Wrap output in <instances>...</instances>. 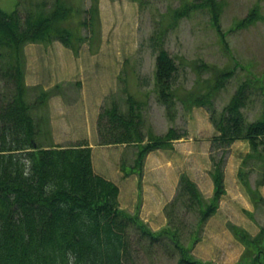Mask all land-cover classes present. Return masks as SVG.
Returning <instances> with one entry per match:
<instances>
[{
  "label": "trees",
  "instance_id": "obj_1",
  "mask_svg": "<svg viewBox=\"0 0 264 264\" xmlns=\"http://www.w3.org/2000/svg\"><path fill=\"white\" fill-rule=\"evenodd\" d=\"M201 1L178 12L188 13L195 7L218 12L215 0ZM68 5L67 0H54L45 11L43 5L42 8L37 4L33 7L35 11L30 10L24 16L18 2L11 13L0 9V79L10 85L0 90V264H136L141 255L154 257L161 251L175 255L176 264H212L195 258L191 246L199 240L204 224L215 213L225 192L226 148L236 139L247 140L250 148L242 158L238 179L255 206L264 204L259 192L264 183V98L256 120L248 121L241 111L247 86L254 94L264 93L256 83L259 79H245L218 114L211 96L233 71L219 73L211 67L213 87L209 85L201 97L195 92L177 95L173 89L176 63L167 50L158 47L154 64L158 101L167 110L175 101L185 110L189 106L204 107L218 132L214 141L223 150L210 156L212 196L204 198L196 184L181 174L175 197L164 207L166 225L152 230L139 217L140 195L134 212L120 208L118 186L94 173L90 147L45 145L44 136L50 131L42 127L44 117L36 110L47 102L53 90L41 89L32 103L27 99L30 88L24 82L23 47L27 43L48 44L53 40L71 46L72 31L64 25L72 10ZM259 9L255 5L242 24L256 20ZM126 100V112L118 110L114 102L100 112L97 132L100 144L125 143L137 147L134 163L124 174L136 173L141 191L146 154L172 148L171 141L184 134H177L174 128L161 136L144 134L141 103L129 94ZM258 168L262 174L253 187L249 175ZM179 203L187 212L196 214L192 224L181 221L176 211ZM187 226L191 228L184 244L182 228ZM227 227L244 245L236 264H264V228L252 236L232 223Z\"/></svg>",
  "mask_w": 264,
  "mask_h": 264
},
{
  "label": "rangeland",
  "instance_id": "obj_2",
  "mask_svg": "<svg viewBox=\"0 0 264 264\" xmlns=\"http://www.w3.org/2000/svg\"><path fill=\"white\" fill-rule=\"evenodd\" d=\"M53 1L0 0V9L11 13L17 9L18 2V9L24 16L30 10L35 11L33 7L37 4L42 8L44 6V10L48 11ZM67 2L72 10L64 25L68 31H72L71 46H65L59 40H53L48 44H25L23 47L25 83L33 81L35 71L40 72L43 69L44 61L43 55L40 56L41 53L71 52L77 58V67L76 71L68 76L70 85L67 87L56 85L54 88L59 91L70 87L66 101L70 102L76 94L80 97L76 86L78 84H80L79 88L84 86L82 83L72 81L73 79L80 78L87 85H91L92 81L101 80L103 90L100 93L103 95H100L102 102L100 108L109 107L110 102L114 101L118 110L126 112L128 109L126 98L129 94L141 103L143 133L160 136L167 129L168 124L177 132L186 131L189 127L196 133L200 121L196 119L194 111L201 112L198 116L202 114L201 119L205 126L211 122L203 107L189 106L185 110L179 101H175V105L167 110L165 105L158 101V94L154 89V64L159 46L167 50L176 63L173 89L177 90V95L184 96L189 92H195L201 97L209 85L213 87L214 74H211V67H215L219 73L226 70L233 71V74L225 79L222 86L211 96L212 105L218 114L245 79L258 78L259 81L256 82L258 88L264 90V0H215L219 7L217 13L195 7L183 14L178 12L179 9L190 6V3L196 4L202 1L67 0ZM255 5L260 7L256 20L242 24ZM9 86L0 79V90H5ZM28 88L30 90L27 99L32 103L42 92L41 87L37 85ZM53 92L56 93L55 90ZM100 93L96 92V95ZM263 95L264 93H252L247 86L245 90L247 98L241 111L248 121L256 120L260 116ZM48 105L47 102L43 103L36 111L44 117L42 127L50 131ZM33 114L36 115V112L33 111ZM207 131L206 128L199 133H207ZM49 139L50 134L44 136L45 145L52 143ZM75 143L69 140L58 145ZM229 146L226 150L228 151L229 148L230 153L232 146ZM211 147H217L220 150L218 153L223 150L218 146L217 141H214ZM246 150H250L249 145L246 146ZM227 154L228 152L225 157L228 159L229 154ZM261 174L262 170L258 168L249 175L253 187ZM203 197L206 198L204 195ZM176 211L185 224L189 225L195 221L196 214L187 212L181 203L177 205ZM244 212L243 214L250 221L246 224L247 228L254 230L264 228V204L259 203L258 206L253 204L252 215L247 214V211ZM239 224L242 225L241 222ZM234 225L244 228L238 224ZM190 228V226L182 228L184 244H187V232ZM226 229L230 232L228 228ZM202 237L203 231L199 235V240L192 244L191 251L195 258L203 261L204 253L206 256H212L213 249L211 246L209 250L198 249L197 243ZM234 239L244 249V245L237 238ZM232 240L231 238V242ZM233 245L234 242L228 244L226 247L228 251H224L221 255L230 260L234 259L229 254L234 249L231 247ZM140 257L136 264H176L177 259L175 255L170 256L165 251L154 257L146 254ZM221 260H224L223 257Z\"/></svg>",
  "mask_w": 264,
  "mask_h": 264
},
{
  "label": "crops",
  "instance_id": "obj_3",
  "mask_svg": "<svg viewBox=\"0 0 264 264\" xmlns=\"http://www.w3.org/2000/svg\"><path fill=\"white\" fill-rule=\"evenodd\" d=\"M53 54L49 52L40 54L43 55L44 67L40 72L35 71L33 81H26L28 87L39 85L43 90H48L56 85L63 87L70 85L68 76L76 71L77 58L71 52ZM72 81L84 84L80 88L78 86L80 84L76 86L80 97L76 94L70 102L66 101V94L70 90L68 87L59 91L55 89L56 93L54 92L47 101L52 142L58 145L72 140L76 143L71 145L89 146L94 173L118 186V202L121 208L133 212L140 195L141 202L138 209L140 218L152 230L159 229L166 223L164 207L175 197L182 173L197 185L206 198L212 196L214 186L209 174L210 155L214 153L211 145L218 132L212 123L208 122L207 126L203 124L202 114L198 116L201 112L194 111L196 119L200 121L196 133L188 127L184 137L172 141L171 149H156L146 154L140 180L141 191H139L138 175L124 174V171H129L134 163L136 146L124 143L100 144L97 119L102 105L100 101V95H103L100 93L103 90L102 81H92L91 85L85 84L80 78ZM96 92L100 94L96 95ZM199 108L196 109L202 111ZM206 128L207 133H199ZM248 145L245 139H236L230 144L232 150L229 153L228 148L229 155L227 154L228 159L226 157L224 164L225 192L219 200L216 212L205 223L203 237L197 243L198 249L201 250H209L210 246L212 247V256H206L204 253L203 260L212 261L214 264H235L242 253L243 246L226 229L228 222L238 225H241L239 224L241 222V226L251 235L259 231L246 226L250 221L243 212L251 213L253 203L237 176L242 158L249 152L246 150ZM259 191L264 198V183L259 187ZM231 238L234 241L231 242ZM233 242L235 245L231 247L234 249L229 254L234 259L230 260L221 253L228 251L227 245ZM222 257L224 260H221Z\"/></svg>",
  "mask_w": 264,
  "mask_h": 264
}]
</instances>
